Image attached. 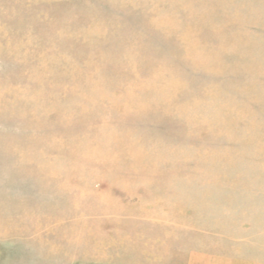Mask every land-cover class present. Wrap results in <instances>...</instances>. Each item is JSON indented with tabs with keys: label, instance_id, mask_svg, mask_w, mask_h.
<instances>
[{
	"label": "rangeland",
	"instance_id": "374dc122",
	"mask_svg": "<svg viewBox=\"0 0 264 264\" xmlns=\"http://www.w3.org/2000/svg\"><path fill=\"white\" fill-rule=\"evenodd\" d=\"M0 264H264V0H0Z\"/></svg>",
	"mask_w": 264,
	"mask_h": 264
}]
</instances>
